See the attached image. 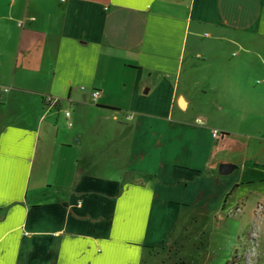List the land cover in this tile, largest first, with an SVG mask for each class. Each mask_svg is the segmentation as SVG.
Segmentation results:
<instances>
[{"label": "crops", "instance_id": "obj_1", "mask_svg": "<svg viewBox=\"0 0 264 264\" xmlns=\"http://www.w3.org/2000/svg\"><path fill=\"white\" fill-rule=\"evenodd\" d=\"M0 87V264H143L190 207L264 240V0H0Z\"/></svg>", "mask_w": 264, "mask_h": 264}, {"label": "rangeland", "instance_id": "obj_2", "mask_svg": "<svg viewBox=\"0 0 264 264\" xmlns=\"http://www.w3.org/2000/svg\"><path fill=\"white\" fill-rule=\"evenodd\" d=\"M110 113L107 120L96 121L95 117L85 111L80 126L75 123L74 130L80 132L77 138L82 135L83 146L91 148L96 157L102 154L101 143H105L106 148H117L122 135L116 133V127L132 124L123 119L122 114H119L121 119L116 121L113 119L116 112ZM94 125L105 126L107 130L103 133L93 131ZM106 159L112 158L107 156ZM239 212L241 210L238 208L236 213ZM178 219L176 244L166 249L147 251L143 264H264V240L253 235L257 230L250 229L249 221L242 214L236 216L223 212L220 215L211 210L190 207L183 209Z\"/></svg>", "mask_w": 264, "mask_h": 264}, {"label": "built area", "instance_id": "obj_3", "mask_svg": "<svg viewBox=\"0 0 264 264\" xmlns=\"http://www.w3.org/2000/svg\"><path fill=\"white\" fill-rule=\"evenodd\" d=\"M10 91V87H0V94L1 93H8ZM102 96V91L100 89H93L92 93H91V101L94 104H97L99 99ZM44 102L46 105L48 106H57L58 104H60V99L59 97H56L54 95H46L44 96ZM64 114L68 120V125L69 127H73L74 123L72 121V111L68 108L65 109ZM133 116L132 115H128L127 119H132ZM214 137H219V132L215 131L213 133Z\"/></svg>", "mask_w": 264, "mask_h": 264}, {"label": "water", "instance_id": "obj_4", "mask_svg": "<svg viewBox=\"0 0 264 264\" xmlns=\"http://www.w3.org/2000/svg\"><path fill=\"white\" fill-rule=\"evenodd\" d=\"M234 167L235 166L231 164H222L220 167V174L228 175L233 171Z\"/></svg>", "mask_w": 264, "mask_h": 264}]
</instances>
